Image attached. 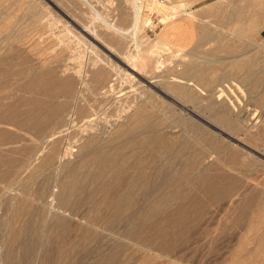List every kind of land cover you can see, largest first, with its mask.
Returning <instances> with one entry per match:
<instances>
[{"label": "rangeland", "instance_id": "374dc122", "mask_svg": "<svg viewBox=\"0 0 264 264\" xmlns=\"http://www.w3.org/2000/svg\"><path fill=\"white\" fill-rule=\"evenodd\" d=\"M8 1L9 4L1 5L0 17L4 16V12H9L15 25L13 32H8L6 35L2 31L1 33L5 34L3 37L0 33V96H2L0 99L3 106L12 105L20 97L34 100V96L25 94V90L28 84L35 83L40 75L47 73V71H41L43 61H60L63 64L66 62L72 68L78 69L83 57L89 55V59L92 60L96 54L100 57L106 72L104 84L101 82L99 85H106L108 82L113 84L112 90L107 92V95L123 94L122 101L127 100L126 97L128 99L137 97L134 109L147 108L152 113H156L153 115L155 120L163 118L162 120L168 124L163 126L165 135L168 134L167 137L163 135L166 142L175 144L178 146L177 149L183 150L184 154L189 153L187 156H194L195 153L200 158H207L208 161H205L201 167L200 163L199 168L207 167L209 174L205 176L212 183H216L204 189L206 194L198 192L199 189L194 186L190 188L194 194L192 196L196 198L193 201V197L189 195L182 202L181 205L185 209L180 212L181 214L178 212L175 214L176 209L173 206L171 211L158 214L159 217L154 215L148 222L157 224L166 216L173 214L175 223H184L182 224L183 236H181L183 238L172 239L167 243L168 247L171 245V250L176 249V255L165 254L163 251L152 253L139 250V241L128 239L121 234L122 225L115 228L106 227L90 220L94 212L91 211L92 207L89 203L60 209L59 213L62 214L63 219L65 218L66 225H59L53 229L49 212H55L52 208L55 207V201L51 193L55 192L56 186L51 183L45 189L46 191L44 190L41 198L33 201V208L29 210L28 215L33 212L35 217L39 211L47 215L42 220L43 223H40L42 234L37 238L35 253L25 260H20V264H41L44 258L48 259L49 264H93L94 262L97 264L99 257L109 253L115 242H120V248L112 256V264H137L138 262L143 264H264V163L262 162L264 160V96L261 89L260 92L256 91L258 95H255V92L250 93L245 83V77H249L250 73L256 74L255 76L259 78L264 77L262 73L264 72V20L258 29L249 31L248 24L254 18L248 15L244 19L243 17H237V19L228 15L226 10L230 0H227V4L221 5L218 4V0H196L191 2L192 5L162 4L156 0H19L18 4H15L16 0ZM137 1L140 4V11L136 27L132 29L133 5ZM178 5L191 7L195 17L192 19L185 16L182 9L181 11L174 9ZM214 6L219 11L208 13V10ZM171 10L172 12L169 13ZM29 11L40 16L43 23L52 24L48 25L46 32H40L43 28L42 22L39 23L40 26H37L38 23H29L28 16L31 15ZM107 22L110 27H116L117 23L118 27L130 33H128L129 36L126 34L127 38L125 35L120 41L119 37L105 27ZM12 38L13 40L20 38V41L15 43L11 40ZM9 40L13 42L12 45ZM27 40H30L29 44ZM144 53L146 56L143 55ZM41 57L45 59L42 61ZM235 59H238V62H235ZM52 68L56 71L55 64ZM113 79H115L114 82ZM37 83L45 87L44 82L37 81ZM150 84L153 86L151 87ZM95 85L98 84L94 83ZM172 89L178 90L172 91ZM35 97H37L35 98L37 103L35 102L33 107H36L38 103L50 102L43 92ZM248 98L252 101L249 102ZM8 109L13 116L6 126L8 129H1V131L11 134L14 133L13 127L26 129L29 123L25 114L26 109L24 107L0 108V111ZM108 109L120 111L122 107L117 105ZM121 121L109 123L108 129L112 131L116 127L125 128L127 123L124 124V122L127 121L124 118ZM219 133L223 134L219 136ZM231 137L238 143H244L255 153L249 151L250 155L247 154L246 149L230 140ZM254 157H258L259 160ZM12 158L20 161L25 157L16 153ZM77 160L76 153L66 159L71 164ZM15 167H1L3 170H9L7 179L14 176ZM192 176L191 173L188 174L189 178ZM19 177L27 178L24 191L28 193H33L37 185L41 184V176L28 177L27 171L20 173ZM9 187L10 189L6 191L10 197L22 193L20 185L13 184ZM86 188H83L82 195L91 193L92 188L89 186ZM230 189L234 190V193H231L233 196L214 198L215 192L223 191L221 193L226 195ZM174 190L179 191L180 187ZM92 195L97 198L102 194L96 192ZM150 198L154 201L157 199L155 193L151 194ZM197 198L201 203L198 204L200 206L197 205L196 211L191 205L198 201ZM139 200L136 202L138 206L135 204V210L138 207H144L142 198V202ZM9 203L10 210L6 215L8 223L6 226L0 225V249L3 248L7 231L18 227L22 222L27 228L25 237L29 236V240L36 237L33 233L32 237L29 235L36 224L33 220L34 215L27 217L28 215L25 214L23 221L21 218H14L12 212L16 209L17 198L11 199ZM2 210L0 204V216ZM100 210L99 213H106L103 205ZM183 214L185 217L182 216ZM85 234H90L91 238L85 239ZM57 241L64 244L59 248ZM14 252L19 259L18 246H15ZM252 252L254 255L251 254ZM255 253L259 254L255 255ZM170 257L172 259L169 260ZM113 261L116 262L113 263ZM2 263L3 261L0 260V264Z\"/></svg>", "mask_w": 264, "mask_h": 264}, {"label": "bare ground", "instance_id": "6f19581e", "mask_svg": "<svg viewBox=\"0 0 264 264\" xmlns=\"http://www.w3.org/2000/svg\"><path fill=\"white\" fill-rule=\"evenodd\" d=\"M18 1L19 0L14 1L15 4H18ZM4 3L9 4V1L0 0V7ZM177 4L192 5L191 2ZM218 4H227V0H218ZM139 5L140 4L138 1L133 5L134 16L132 20V29L136 27L137 18L139 15L138 13L140 11ZM178 6H176L174 9H177L178 11H181L182 9L184 15L192 19L195 17V12L191 11V7L186 8L181 5ZM227 8V14L233 18L243 17L244 19V17H248V15L254 18L248 24L249 31L258 29L260 23L264 20V0H230L227 4ZM217 10V7L214 6L208 10V13H212L214 11L217 12ZM221 11L224 12V10ZM171 12L172 10L169 13ZM3 15L4 16L0 17V33L3 31L7 35L8 32H13L15 21L10 18L9 12L7 11L4 12ZM28 17V19L30 20L29 23L39 24L42 22L41 17L34 13H31V15H29ZM130 17H132V15ZM42 25L43 28L42 30L40 29V32H46L48 25L52 24L42 22ZM105 25V27L111 30V33L120 38V41L121 39L123 40V37L126 34L128 36L130 34L129 32V34L126 33L124 29L118 27L117 23L116 27H110V24L108 22ZM37 26H40V24ZM2 34L3 33H1V35ZM4 35L5 34H3L1 37H3ZM44 35L46 38L47 35L45 33ZM31 38L33 39V37ZM45 38L43 37V39ZM11 40L16 43L20 41V38H14V40L12 38ZM115 40L117 41V39ZM6 42L7 41L5 40L4 43ZM13 42L11 43V45L13 44ZM25 45H27V43ZM67 48L68 47H66V49ZM143 55H145V53ZM78 56L79 55H77V57ZM95 56L96 57H94V59L92 60L89 59V55L83 57L81 66L79 65L80 67L78 69L72 68L69 64H66V62L63 64L60 61H43L45 57L44 59H42L41 57L40 59H42L43 61L41 71L44 70L45 72L47 71V73H45L44 75H40L37 81L39 83L44 82L45 87H42L36 81L35 83L28 84L27 89L25 90V94L27 93L34 96V100H28V98L26 99L20 97L17 102L13 103L12 105L7 106V104L3 106L2 99H0V108L14 109L24 107L26 109L25 114L27 116V119L29 120L28 127L26 129L13 127L14 129L12 130L14 131V133H3L1 129H8V127L6 126L12 119L13 113H11L10 109L4 110L2 112L0 111V204L3 209L0 216V225L6 226L8 223V221H6V215L9 214V202L11 199L17 198L16 209H14L12 212L13 217L21 218V220L23 221V217H25L24 215H28L29 210L33 208V201L41 198L44 190L49 187L51 183H53L56 186L55 192L53 191L51 193L55 201V207H52L55 212H49V218L53 221V229H55L59 225L62 226L66 223L64 221L65 218L63 219L61 216L62 214L59 213L60 209L89 203L92 207L91 211L94 212V215L90 217V220H92L94 223H101L106 227L115 228V226L117 227L122 225V228H120V231L122 232L121 234L128 239L132 238L136 242L139 241V250L152 253L163 251L165 252V254L168 253L176 255V249L174 250L173 248V250H171V245H169L170 247H168L167 243L171 242L172 239L176 240L178 238V240H181L180 238H183L181 236H183L182 231L184 230V227H182V224L184 223H175L173 214H167L168 216L166 217L163 215L165 218H163L157 224L148 222H150V219L154 215H157L155 217H159L158 214H166V211H169L173 206L176 209L175 214L177 212H182L185 209V207L181 205L182 202H184L189 195L191 197H193L192 195H194L190 190V188H192L193 186L199 189L198 192L206 194L207 192L204 189L207 188L210 184H216L209 181V179L205 176L206 174H209V169L207 167H204L202 169L199 168L200 163L201 167V165L208 160L207 158L204 159V157L200 158V156L196 155L195 153L193 154L194 156H187L189 153L187 154L185 152L186 154H184L183 150L177 149L178 146H176L175 144H170V142H166L167 140L163 137V135H165V127L163 126L168 125L166 124L167 122L162 120V117V119L160 120H155L153 115H155L156 113H152L150 109H134L136 106L135 104L137 97H135L136 99H128L126 97L127 100H124L126 101L124 102L122 101L123 94L120 95L113 93L112 95H107V92H110L112 90L113 84L111 85L110 82H108L106 85H99L101 82L104 84L103 81L105 80L106 72L103 69L104 67L100 57L96 54ZM235 62H238V59H235ZM54 64L56 71L52 68V65ZM252 69L253 68H251V70ZM262 73L264 75V72ZM107 74L109 75V73ZM250 74H248L249 77H245V83L248 86V91L250 93H256V91L260 92L261 89V92L264 96V77L259 78L255 76L256 74ZM114 80L115 79H113V82ZM94 83H97L98 85L94 86ZM146 83L149 85L148 81H146ZM152 86L153 85H151V87ZM244 88L246 89V86ZM173 90L177 91L178 89H172V91ZM42 92L50 100V102L48 101L44 104L38 103L36 107H33V104H35V102L37 103V100L35 99L37 97L35 96L41 95ZM255 95L258 94L256 93ZM131 98L133 97L131 96ZM248 99L249 102L252 101V99ZM117 105H120L122 107L120 111L116 109H108L110 107L113 108ZM233 108L237 109L235 106H233ZM123 118L127 121L124 122V124L127 123L125 124V128H118L116 127V125V128L114 127V130L111 131V129H108L109 123H117V121L120 120L123 121ZM172 121L174 122V120ZM112 125L114 124L112 123ZM220 134L223 133H219V136ZM166 135L168 136V134ZM166 135L165 137H167ZM227 138H230V136H227ZM230 140L238 144L241 148L246 149L248 152L247 154H249L250 152L255 153V151L249 149L244 143H238L237 140L233 138ZM16 153L24 155L25 158L20 161H18V159L16 158H12L13 154ZM74 153H76L78 160L74 164H71L70 162H67L66 159ZM205 154H207V152ZM254 158L257 159L258 157ZM262 162L264 163V160ZM5 166H9V168H16L14 176H10V179L6 178L9 174V170L1 169V167ZM24 171H27L28 177L41 176V184L37 185V187L33 190V193L24 191V189L26 188L25 184L27 178L24 179L19 177V174ZM189 173H191V176L193 175V178L188 177ZM206 179L208 180L206 181ZM13 184L20 185L22 193L18 194V196L16 194L15 196L10 197L7 191L10 189L9 186ZM88 186L92 188L91 193L89 192L87 195H82L83 188H86ZM214 186L217 187L218 185ZM176 187H180V190L175 191L174 189ZM233 189H230V191L226 192V195L221 193L223 191L215 192L214 198L219 196H224V198H227L234 193L235 189ZM96 192H101L102 195L100 197L94 198L92 194ZM153 193H155V196L157 197L155 201L150 200V195H153ZM140 197L145 203L144 207H142L143 209L138 207L135 210L134 208L137 205L136 202H138V199H140L139 202H142ZM195 198L193 197L192 200L194 201ZM199 200L200 199H198V201L195 203L192 201L194 203L192 204L193 206L191 205L193 210L196 209L197 211L196 207L201 203H199ZM102 205L106 209L105 214H102V212L99 213L101 211L100 207ZM261 212H263V210H261ZM33 215L34 213L31 212L27 217H31ZM46 215L47 213L44 214L39 211L37 217H35L34 215V219L32 218L36 222V224L32 227V232L30 231L31 234L29 235H31L32 237L33 233V235H36V237H33L31 240L28 239L29 236L27 238L25 237L27 228L26 225L23 224V222L18 227L12 228L7 231L6 238L3 243V248L0 249V260L3 261L2 264H15V262L16 264H20V260H25L27 257L32 256L35 253L38 244L37 238L42 234L40 223L43 219L46 218ZM182 216H184V214ZM181 219H183V217H181ZM92 221L91 223H93ZM154 221L158 222L157 220ZM258 221L261 220L259 219ZM33 223L34 222H32V224ZM91 223L88 224L91 225ZM96 226L97 225H95V227ZM260 228L262 227L260 226ZM85 235V239H89L90 234ZM93 236L95 237V232ZM175 240L173 241L176 242ZM119 243L115 242L114 247L111 249V251H109V253L107 252L106 254L101 255L97 264H112L111 258L116 253V250L120 248ZM62 244L64 243H60L57 241V246L59 248ZM15 246H18V250L20 253L19 259H17L15 256ZM178 247L180 246L178 245ZM251 254L254 255V252H252ZM258 254L259 253H255V255ZM259 256H261V254ZM170 259L172 258L170 257L169 260ZM114 262L116 261H113V263ZM41 264H49L48 259L44 258ZM137 264H143V262H138Z\"/></svg>", "mask_w": 264, "mask_h": 264}, {"label": "built area", "instance_id": "2783aa9c", "mask_svg": "<svg viewBox=\"0 0 264 264\" xmlns=\"http://www.w3.org/2000/svg\"><path fill=\"white\" fill-rule=\"evenodd\" d=\"M139 1H144V0H139ZM156 1L162 4H167V3H185V2H192L196 0H156Z\"/></svg>", "mask_w": 264, "mask_h": 264}]
</instances>
